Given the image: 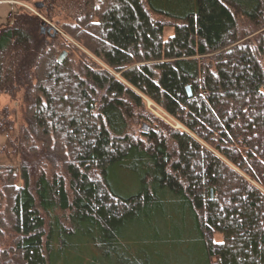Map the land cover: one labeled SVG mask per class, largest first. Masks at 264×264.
Masks as SVG:
<instances>
[{
    "label": "trees",
    "instance_id": "1",
    "mask_svg": "<svg viewBox=\"0 0 264 264\" xmlns=\"http://www.w3.org/2000/svg\"><path fill=\"white\" fill-rule=\"evenodd\" d=\"M74 1L100 64L0 26V264H264V0Z\"/></svg>",
    "mask_w": 264,
    "mask_h": 264
},
{
    "label": "rangeland",
    "instance_id": "2",
    "mask_svg": "<svg viewBox=\"0 0 264 264\" xmlns=\"http://www.w3.org/2000/svg\"><path fill=\"white\" fill-rule=\"evenodd\" d=\"M7 1H10V3ZM7 1H0V26L8 25L9 23H11V19L13 17L12 15L17 13L19 11V8H21V10H25L28 13L37 15L38 18L40 19V22L42 21V19H44L47 25L49 24L55 26L56 29H58L60 33L57 34L55 38L50 37L46 31L43 33V35H45L50 41H53L55 39L54 41H57L61 44L60 45L61 50L59 54L62 53L63 51L67 52L65 49L66 46L68 44H72L75 46V48H77V50L73 52L72 58L76 60L78 56H80L83 53L86 54L88 57H91L93 60H96L92 56H89L87 51L84 48H82L79 43L77 44V42H75V40L65 32L62 26L65 23L74 24L75 22L74 19L76 18L77 14H81L80 9H78L79 3L77 2L75 3L74 0H54L53 8H50V15L47 16L46 14L43 13V11L41 12L34 7L35 2H42V0H29V1L7 0ZM80 2L84 3L83 0H80ZM51 3H53V0H51ZM164 33H165L164 34L165 38H167L170 34L173 33L172 28L169 26L164 30ZM97 62L100 64L99 61ZM143 100L144 102H146V108L149 113L162 119L171 126L183 130L181 124H179L178 122H176L175 119H172L170 116L164 113L163 110L160 109L153 102L148 101L145 97H143ZM0 107L8 108L10 114L9 117L10 119H13L15 122L14 128L15 129L18 128L23 122L22 115H23L24 107H22L21 96L19 95L18 99L16 100H10L8 96L1 95ZM144 124L147 125L146 123ZM15 134H16L15 132L12 135L10 134L11 136L8 135V133L0 134V166L8 165L9 167H13L15 171H18L20 166L18 165L19 159L14 153L11 152L12 149L9 147L10 146L9 140L10 138L12 140ZM126 180H127L126 176H119L118 186L119 189L124 190L122 191V193L124 194L129 193V191H127L128 188L125 190L127 186V184H125ZM260 189L264 192V189L262 188Z\"/></svg>",
    "mask_w": 264,
    "mask_h": 264
},
{
    "label": "water",
    "instance_id": "3",
    "mask_svg": "<svg viewBox=\"0 0 264 264\" xmlns=\"http://www.w3.org/2000/svg\"><path fill=\"white\" fill-rule=\"evenodd\" d=\"M42 5V3L40 2H35L34 7L36 9H38L40 6ZM40 34L43 35V33L46 31L50 37L55 38V36L57 34H59L60 32L58 31V29H56L55 27L51 26V25H47L46 22L44 21V19H42V21L40 22ZM67 56V52L63 51L62 53H60L57 57V60H59V62H63L65 57ZM189 96L191 95L189 86L186 87ZM142 129L144 131H148L149 130V126L145 125L144 123L141 125Z\"/></svg>",
    "mask_w": 264,
    "mask_h": 264
},
{
    "label": "flooded vegetation",
    "instance_id": "4",
    "mask_svg": "<svg viewBox=\"0 0 264 264\" xmlns=\"http://www.w3.org/2000/svg\"><path fill=\"white\" fill-rule=\"evenodd\" d=\"M85 1L86 3L90 0H83ZM92 2H95L94 0H91ZM50 2V3H49ZM42 5L37 9L39 11H43L44 14H46L47 16L50 15V8H53V5H54V0H53V3H51V0H42ZM35 4V3H34ZM51 4V5H50ZM49 25V24H48ZM52 26V25H51ZM64 30L66 28H72L73 27V24L71 23H65L64 25H62ZM55 27V26H53ZM56 28V27H55ZM55 40V39H54Z\"/></svg>",
    "mask_w": 264,
    "mask_h": 264
},
{
    "label": "crops",
    "instance_id": "5",
    "mask_svg": "<svg viewBox=\"0 0 264 264\" xmlns=\"http://www.w3.org/2000/svg\"><path fill=\"white\" fill-rule=\"evenodd\" d=\"M7 2H9V3H10V1H7Z\"/></svg>",
    "mask_w": 264,
    "mask_h": 264
}]
</instances>
